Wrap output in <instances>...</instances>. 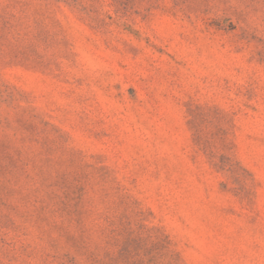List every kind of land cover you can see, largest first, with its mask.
<instances>
[{"label": "rangeland", "instance_id": "1", "mask_svg": "<svg viewBox=\"0 0 264 264\" xmlns=\"http://www.w3.org/2000/svg\"><path fill=\"white\" fill-rule=\"evenodd\" d=\"M0 264H264V0H0Z\"/></svg>", "mask_w": 264, "mask_h": 264}]
</instances>
